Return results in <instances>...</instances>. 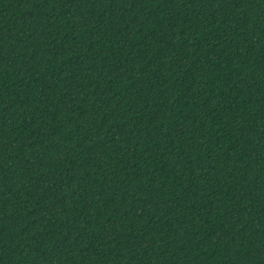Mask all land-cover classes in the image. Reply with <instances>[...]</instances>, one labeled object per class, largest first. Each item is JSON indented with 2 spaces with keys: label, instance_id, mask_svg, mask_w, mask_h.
<instances>
[{
  "label": "trees",
  "instance_id": "obj_1",
  "mask_svg": "<svg viewBox=\"0 0 264 264\" xmlns=\"http://www.w3.org/2000/svg\"><path fill=\"white\" fill-rule=\"evenodd\" d=\"M0 264H264V0H0Z\"/></svg>",
  "mask_w": 264,
  "mask_h": 264
}]
</instances>
